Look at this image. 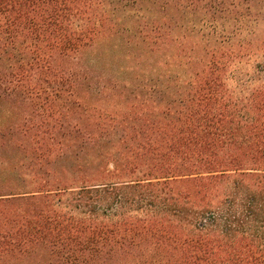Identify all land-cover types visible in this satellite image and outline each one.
<instances>
[{"label":"trees","instance_id":"obj_1","mask_svg":"<svg viewBox=\"0 0 264 264\" xmlns=\"http://www.w3.org/2000/svg\"><path fill=\"white\" fill-rule=\"evenodd\" d=\"M117 2L0 0L6 90H68L58 59L129 0ZM217 54L125 85L134 97L86 128L61 121L63 111L59 125L33 126L30 149L19 139L17 160L0 164V264L41 250L42 264H264V66L240 72Z\"/></svg>","mask_w":264,"mask_h":264},{"label":"rangeland","instance_id":"obj_2","mask_svg":"<svg viewBox=\"0 0 264 264\" xmlns=\"http://www.w3.org/2000/svg\"><path fill=\"white\" fill-rule=\"evenodd\" d=\"M117 1L121 0H114L115 5ZM158 23L162 25L159 30L155 28ZM219 32L230 34L228 42L215 39ZM213 50L218 57L225 54V59L234 60L240 72L252 71L253 65L262 68L264 0H129L92 42L76 54L58 59L65 63L66 71H59L56 80L68 89L58 97L6 90L0 76V164L17 160L22 153L16 147L19 139L29 149L33 146L36 124L59 125L60 112L67 111L61 121L86 128L103 109L117 110L116 106L122 107L134 97L122 90L125 85L141 80L154 83L151 79L168 72H190L198 65L194 60L208 59ZM9 62L13 65V59ZM6 64V60L0 61V71ZM35 73L28 72L33 79ZM46 75L54 79L49 72ZM77 99L85 106L77 107ZM18 128L28 129L27 134ZM54 137L61 141L59 135ZM24 171L30 175L25 176L27 181L36 177L33 169ZM46 253L49 251L41 250L38 256L11 264H42L47 261Z\"/></svg>","mask_w":264,"mask_h":264}]
</instances>
